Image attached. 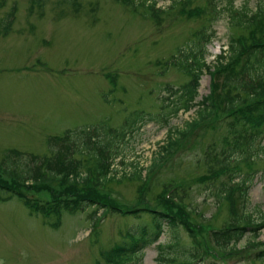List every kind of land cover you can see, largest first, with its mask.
<instances>
[{
	"label": "rangeland",
	"instance_id": "rangeland-1",
	"mask_svg": "<svg viewBox=\"0 0 264 264\" xmlns=\"http://www.w3.org/2000/svg\"><path fill=\"white\" fill-rule=\"evenodd\" d=\"M152 1L0 0V171H20L26 165L25 158L32 155L39 162L49 159L53 136L67 132L75 136L78 129L91 127L118 130L126 125L119 157L112 166L117 170V181L109 183L111 192L105 193L123 210H137L131 215L118 211L104 214L102 210L94 214L95 208L89 207L74 215L61 213L58 220H45L30 214L16 197L5 201L7 194L0 191V264L102 261V254L123 242V236L140 227L150 231V211L170 209L155 200L167 185L183 186L178 196L195 223L204 222L215 229L226 224V201L215 198L206 184L198 183L207 170L202 152L212 137H206L201 149L196 145L169 157L157 177L150 180L148 175L150 181L146 184L141 180L160 158L169 133L172 138L198 111L196 106L174 112L162 103L169 87L177 89L188 81L182 65L184 54L197 45L195 31L204 26L205 35L213 33L206 45L208 69L226 50L228 37L240 32L232 28L226 11L211 23L201 19L184 21L173 13L155 25L144 8ZM171 1L156 0V7L166 8ZM226 1L220 0L219 8H225ZM259 2L264 0H233V5H247L254 10ZM208 69L200 78L199 96L194 103L208 93ZM10 150L22 154L20 164L8 163L11 159L7 158L13 155ZM139 168V180L121 175L135 174L137 178ZM250 170L255 174L246 211L258 226L264 223V162L243 166V172ZM142 185L147 190L141 197L137 188ZM55 223L58 225L53 226ZM169 230L164 226L158 241L143 251L141 264H184L183 256L166 249L165 256L176 260L170 263L158 259V243L162 248L177 245L179 250L193 245L183 227L172 233ZM259 233L256 238L246 232L236 251L258 247V242L264 240V228ZM199 236L207 237L208 245L214 248L207 234L201 232Z\"/></svg>",
	"mask_w": 264,
	"mask_h": 264
},
{
	"label": "trees",
	"instance_id": "trees-1",
	"mask_svg": "<svg viewBox=\"0 0 264 264\" xmlns=\"http://www.w3.org/2000/svg\"><path fill=\"white\" fill-rule=\"evenodd\" d=\"M197 1L172 0L166 8H157L156 0H153L144 8L155 25H160L161 20L165 21L173 13L184 21L201 19L204 23H211L220 12L226 11L232 28L240 34L228 37L226 50L215 57L212 69H208L206 45L213 33L205 35L204 26L195 31L197 45L184 54L182 65L188 81L177 89H166L168 96L162 99V103L165 107L171 106L174 112L180 109L189 111L196 106L198 111L195 118L172 138L169 133L168 142L161 146L160 158L149 170L185 147L192 149L197 145L201 149L206 137H212L202 152L207 170L198 183L206 184L215 198L225 200L229 206V218L223 227L215 229L205 224L217 246L226 252L228 244L232 243L230 247H234L248 231L257 237L264 226V223L255 225L251 213L246 210L238 212L237 209L239 202H246L252 179L237 174L242 171L240 165L250 167L264 159V2H259L252 10L247 5L235 8L233 0H227L225 8L217 5L220 0H202L201 5H197ZM207 69L211 76L209 93L194 103L199 96L200 78ZM123 128L101 130L95 127L77 131L75 136L67 132L62 137H51L49 159L39 162L32 155L25 158L26 165L20 171L16 168L0 171V191L7 193L4 200L16 197L30 214L45 220L53 216L59 219L61 213L74 215L89 207L109 213L118 211L131 215L136 212L123 210L107 192L98 188L117 181V170L112 166L119 157V148L126 135ZM195 131L197 133L192 138ZM11 152L13 155L7 158L11 159L8 163L20 164L22 154ZM136 171L137 178L135 174L131 177L126 173L121 175L129 180H139L142 170ZM176 185L183 188L181 184ZM141 190L145 192L147 189L143 187ZM178 199L179 203H175L164 197L155 198L170 207L168 211H150V217L156 222L155 229L150 233L146 227L139 228L127 237L128 241L115 244L103 253V261L95 264H141L143 250L158 241L161 225L170 229V233L183 227L193 245L181 246L179 250L177 245L162 248L158 243V259L170 263L176 260L165 256L166 249L183 256L184 264H202L209 256L206 254L209 250L207 237L199 236L201 232L205 234V230L191 222L183 200L180 196ZM249 251L252 253L248 259L253 261L249 264H264V243L258 242V247Z\"/></svg>",
	"mask_w": 264,
	"mask_h": 264
},
{
	"label": "bare ground",
	"instance_id": "bare-ground-1",
	"mask_svg": "<svg viewBox=\"0 0 264 264\" xmlns=\"http://www.w3.org/2000/svg\"><path fill=\"white\" fill-rule=\"evenodd\" d=\"M91 128H95V127H91ZM86 128H81V129H78V131L82 132V131H85Z\"/></svg>",
	"mask_w": 264,
	"mask_h": 264
}]
</instances>
